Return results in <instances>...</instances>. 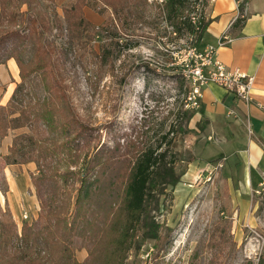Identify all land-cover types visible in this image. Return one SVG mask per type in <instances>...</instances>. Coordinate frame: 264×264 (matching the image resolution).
Instances as JSON below:
<instances>
[{"label":"trees","instance_id":"obj_1","mask_svg":"<svg viewBox=\"0 0 264 264\" xmlns=\"http://www.w3.org/2000/svg\"><path fill=\"white\" fill-rule=\"evenodd\" d=\"M87 1L73 0L59 15L54 0H0V65L13 59L20 79L7 105L0 106V145L9 132L28 131L15 136L0 158L6 165H25L48 154L32 177L36 220L23 222L18 232L0 210V264H79L71 256L74 240L87 249L81 264H123L139 232L143 240L160 241L162 227L151 212L161 208V198L184 175L177 165L195 161L174 151L169 138L177 134L174 126L156 143L100 144L98 128L77 112L66 78L73 48L91 41L96 29L83 14ZM193 1L165 0L167 20L179 39L183 30L199 39L206 27L205 15L198 27L191 23ZM243 22L239 18L235 24ZM58 37H64L60 45ZM194 115L178 113L186 125ZM179 131L185 133L180 126ZM66 190L68 200L75 195L72 204L61 198Z\"/></svg>","mask_w":264,"mask_h":264},{"label":"rangeland","instance_id":"obj_2","mask_svg":"<svg viewBox=\"0 0 264 264\" xmlns=\"http://www.w3.org/2000/svg\"><path fill=\"white\" fill-rule=\"evenodd\" d=\"M87 2L83 14L96 29L91 41L73 48L67 67L66 80L72 83L69 92L77 112L98 128L100 144L111 145L113 140L136 146L156 143L174 126L177 134L169 137L174 151L182 160L188 154L195 158L188 166L184 162L177 165L184 175L176 188L168 189L161 198V208L151 212L162 227L160 241L143 240L139 232L123 264H264V175L255 174L253 162L251 186L244 174L248 155L254 151L236 143L220 147L213 136L208 138L203 122L199 127L191 122L186 125L178 116L191 105L187 77L180 79L179 72L192 70L189 49H198L194 47L197 35L189 36L183 30L179 39L161 0ZM192 3L188 17L194 18L196 28L208 5L204 0ZM72 4L73 0H54L59 15ZM63 40L55 39L57 45ZM24 133L27 129L8 135ZM45 158L48 154L41 153L36 162L24 165H31L33 178L38 175V162ZM263 161L259 160L260 165ZM10 167L15 165H6L0 158V210L12 218L20 232L23 222H33L39 203L35 197L31 199L30 192H24L17 203L18 212L9 209L13 202L5 173ZM74 196L71 193L68 200L67 190L61 194L71 204ZM70 249L73 260L85 262L84 242L74 240Z\"/></svg>","mask_w":264,"mask_h":264},{"label":"crops","instance_id":"obj_3","mask_svg":"<svg viewBox=\"0 0 264 264\" xmlns=\"http://www.w3.org/2000/svg\"><path fill=\"white\" fill-rule=\"evenodd\" d=\"M239 6L243 7L242 13ZM239 18L244 19V22L237 26L235 22ZM205 21L206 27L197 39V48L202 50L207 46L216 47L219 40L227 35L229 42L217 49V59L227 68L253 77L254 85L249 105L242 104L216 85L204 87L200 110L190 122L194 126L203 122L205 132L209 133L208 138L213 136L215 144L220 147L225 148L224 146L228 144L236 143L240 146L248 145L254 151L248 155L249 166L244 169L245 179H249L251 186L253 169L255 174L264 175V165H260L259 162L264 160V0L209 1ZM19 82V69L13 59L0 65L1 107L7 105ZM14 137L9 134L2 140L1 157L8 154ZM220 153L224 154V151ZM252 162L253 169L250 167ZM31 172L30 164L15 165L6 170L5 175L13 202L9 209L13 212H18L17 203L23 199L24 192H30L31 199L36 198ZM29 203L34 208L33 200H29ZM37 209L39 211V208ZM34 216L33 221L36 220L38 212Z\"/></svg>","mask_w":264,"mask_h":264},{"label":"built area","instance_id":"obj_4","mask_svg":"<svg viewBox=\"0 0 264 264\" xmlns=\"http://www.w3.org/2000/svg\"><path fill=\"white\" fill-rule=\"evenodd\" d=\"M161 1L165 2V0ZM192 19L194 18H190L191 23ZM186 42L184 45L188 44V39ZM228 42L229 37L224 35L216 47L207 46L202 50L195 51L194 70L179 72V76L187 77L188 89L191 92V105H187V110H200L202 89L210 84L223 89L244 105L251 103L253 77L247 76L238 70L227 68L216 57L217 49Z\"/></svg>","mask_w":264,"mask_h":264},{"label":"bare ground","instance_id":"obj_5","mask_svg":"<svg viewBox=\"0 0 264 264\" xmlns=\"http://www.w3.org/2000/svg\"><path fill=\"white\" fill-rule=\"evenodd\" d=\"M189 50H192L191 51V54L193 55V58H194V60H193V58L191 59V62L193 63V65H192V70L191 71H193L194 70V62H195V51H198V49H196V48H191V49H189ZM192 57V56H191ZM188 66V65H187ZM183 68H184V66H183ZM190 71V72H191ZM187 72V71H186ZM185 77V76H184ZM186 78V77H185ZM186 81V80H185ZM191 93V92H190ZM246 184L247 185H249V179L247 178L246 179Z\"/></svg>","mask_w":264,"mask_h":264}]
</instances>
